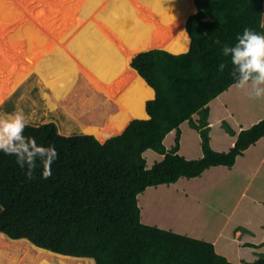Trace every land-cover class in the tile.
<instances>
[{"label":"trees","instance_id":"16d2710c","mask_svg":"<svg viewBox=\"0 0 264 264\" xmlns=\"http://www.w3.org/2000/svg\"><path fill=\"white\" fill-rule=\"evenodd\" d=\"M194 2L185 51L155 47L131 61L154 90L146 117L138 105L104 142L62 134L52 121L29 123L24 134L58 152L48 179L38 168L28 181L15 157L0 152V232L95 264H264V253L237 262L221 252L183 196L186 181L234 165L264 137V96L238 89L222 55L244 28L264 34V0Z\"/></svg>","mask_w":264,"mask_h":264},{"label":"rangeland","instance_id":"374dc122","mask_svg":"<svg viewBox=\"0 0 264 264\" xmlns=\"http://www.w3.org/2000/svg\"><path fill=\"white\" fill-rule=\"evenodd\" d=\"M16 1L33 12L31 7L35 5V0ZM81 5L82 8L76 11L75 7L78 9ZM66 6L64 10L61 6L59 19L53 14L50 15L53 18L52 24L58 29L57 24L62 19L68 30H72L68 39L70 50L86 67L85 71L79 72L88 78V82L96 85L92 94H81L84 95L81 105L87 109L79 115L78 120L85 127V131L81 132L74 127L59 108L48 107L41 90L42 82L33 72L1 99L0 113L23 109L30 124L38 125L52 121L62 134L93 133L103 140L120 132L124 124L133 117L131 111L138 105L144 111L139 115L147 116L145 103L154 96V90L145 80H139L140 75L131 65V61L135 53L149 48L162 47L173 52L185 51L190 42L185 21L189 13L195 10V2L72 0V3ZM43 10H47L45 4ZM73 11L74 16H70L68 21L67 15ZM77 91L81 92L79 89ZM76 105L81 109V105ZM200 203L203 208V201ZM224 228L226 226L221 230ZM0 255L4 258L11 253L0 247Z\"/></svg>","mask_w":264,"mask_h":264},{"label":"bare ground","instance_id":"6f19581e","mask_svg":"<svg viewBox=\"0 0 264 264\" xmlns=\"http://www.w3.org/2000/svg\"><path fill=\"white\" fill-rule=\"evenodd\" d=\"M71 3L72 0H35L31 13L16 0H0V101L25 77L36 73L48 107L59 108L82 132L85 127L78 118L87 108L81 105V94H92L96 85L79 72L85 71V66L70 50L68 39L72 30L62 19L55 29L50 16L58 18L61 6L64 10ZM44 4L47 10H43ZM81 8L82 5L75 10ZM70 16H74V11L67 15L68 21ZM0 247L11 253L4 258L0 255V264H94L92 257L57 253L34 245L27 238H11L3 232Z\"/></svg>","mask_w":264,"mask_h":264},{"label":"crops","instance_id":"0c3cea01","mask_svg":"<svg viewBox=\"0 0 264 264\" xmlns=\"http://www.w3.org/2000/svg\"><path fill=\"white\" fill-rule=\"evenodd\" d=\"M238 157L230 167L211 166L186 181L183 196L203 216L202 228L209 224L217 248L244 262L264 253V137Z\"/></svg>","mask_w":264,"mask_h":264},{"label":"clouds","instance_id":"9594fccd","mask_svg":"<svg viewBox=\"0 0 264 264\" xmlns=\"http://www.w3.org/2000/svg\"><path fill=\"white\" fill-rule=\"evenodd\" d=\"M222 55L230 58V74L238 89L245 90L252 99L264 96V34L246 27L236 36L234 45L222 46ZM226 67L224 62L219 65L220 70ZM28 126L29 117L23 109L0 113V152L15 157L28 181L36 179L38 168L42 170L41 178L48 179L58 152L54 144L44 146L37 143L36 137L26 136Z\"/></svg>","mask_w":264,"mask_h":264},{"label":"water","instance_id":"95a60500","mask_svg":"<svg viewBox=\"0 0 264 264\" xmlns=\"http://www.w3.org/2000/svg\"><path fill=\"white\" fill-rule=\"evenodd\" d=\"M150 49V48H149ZM147 50V49H146ZM141 51H144V50H141ZM141 51H138L137 53H135L134 55H136V54H138L139 52H141ZM148 115V114H147ZM136 118V117H135ZM132 119H134V118H132ZM132 119H130L129 121H128V123L125 125V127L122 129V131L127 127V125L129 124V122L132 120ZM121 131V132H122ZM121 132H119V133H121ZM119 133H117V134H119ZM90 134V133H89ZM114 135H116V134H114ZM111 136H113V135H111ZM110 136H108V137H106L105 139H103V140H99L100 142H104L107 138H109ZM29 240V239H28ZM30 241V240H29ZM33 243V242H32ZM34 244V243H33ZM34 245H36V244H34ZM37 246V245H36ZM38 247H40V246H38ZM42 248H44V247H42ZM45 249H47V248H45ZM50 250V249H49ZM51 251H53V250H51ZM54 252H56V251H54ZM57 253H60V252H57ZM61 254H64V253H61ZM65 255H70V254H65ZM72 256H75V255H72ZM81 257H88V256H81ZM93 258V257H92ZM94 262H95V260H94Z\"/></svg>","mask_w":264,"mask_h":264}]
</instances>
